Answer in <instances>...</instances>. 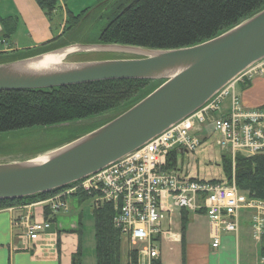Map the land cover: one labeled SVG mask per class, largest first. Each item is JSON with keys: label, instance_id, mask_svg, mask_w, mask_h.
Wrapping results in <instances>:
<instances>
[{"label": "trees", "instance_id": "trees-1", "mask_svg": "<svg viewBox=\"0 0 264 264\" xmlns=\"http://www.w3.org/2000/svg\"><path fill=\"white\" fill-rule=\"evenodd\" d=\"M61 1L65 4L66 0H35L49 19L60 10ZM95 1L93 7H86L76 14L65 9L61 32L53 39L26 50H0V63L35 56L74 43L120 44L152 49L191 46L225 32L264 8V0ZM89 19L95 20V25L92 30L86 31L85 25ZM100 20L106 22L98 27ZM0 26V39L11 44L10 37L16 29L15 18L0 17ZM162 82L115 79L43 89L0 91V133L73 123L114 112L107 120L59 144L63 145L126 111ZM168 159L169 166L173 167L174 154ZM221 165L224 178L209 181L229 183L233 172L239 190L264 200V152L252 156L237 155L233 169L228 155L223 153ZM54 191L22 199L0 200V209L41 200ZM76 198L79 201L87 199L83 193H78ZM181 211L182 223L185 225L187 212ZM45 212L48 214L47 209ZM113 215L114 209L110 205L92 209L96 264H122L125 236L113 225ZM126 241L129 242L127 237ZM259 253L264 257V227ZM125 264H136L134 249L127 251Z\"/></svg>", "mask_w": 264, "mask_h": 264}, {"label": "water", "instance_id": "water-1", "mask_svg": "<svg viewBox=\"0 0 264 264\" xmlns=\"http://www.w3.org/2000/svg\"><path fill=\"white\" fill-rule=\"evenodd\" d=\"M78 45L139 56L40 65L49 52ZM75 50L65 55L66 58ZM63 58V59H64ZM264 59V8L225 32L186 47L152 49L120 44H71L0 63V91L43 89L102 80H163L118 116L56 148L0 163V200L49 193L74 183L142 147L198 110L220 89ZM44 156V155H43Z\"/></svg>", "mask_w": 264, "mask_h": 264}, {"label": "built area", "instance_id": "built-area-1", "mask_svg": "<svg viewBox=\"0 0 264 264\" xmlns=\"http://www.w3.org/2000/svg\"><path fill=\"white\" fill-rule=\"evenodd\" d=\"M5 49L9 43L1 39ZM264 74V59L250 66L220 89L198 110L158 134L142 147L107 167L64 186L38 201L51 212L68 210V197L83 193L93 209L110 205L113 225L127 237L136 251L138 264H156L158 240L164 234L163 222L172 209L202 212L206 215L212 248L219 246L222 232L236 233L241 211L251 214L254 239L260 240L264 227V200L238 189L231 181L215 182L191 178L177 168L179 154L198 148L206 135L208 122L218 137L216 143L228 155L234 168L237 155L264 152V106L244 107L236 93V83ZM228 97V103L224 100ZM225 104V105H223ZM200 133L199 136L197 133ZM174 154V166L168 158ZM171 164V161H170ZM51 227L50 220L23 218L26 241L36 242Z\"/></svg>", "mask_w": 264, "mask_h": 264}, {"label": "crops", "instance_id": "crops-1", "mask_svg": "<svg viewBox=\"0 0 264 264\" xmlns=\"http://www.w3.org/2000/svg\"><path fill=\"white\" fill-rule=\"evenodd\" d=\"M60 5L59 14L55 12L49 19L35 0H0V17L10 16L16 20V29L10 37L12 49L34 48L58 36L65 18L64 11L69 9L66 2L61 1ZM0 47L4 50L1 44ZM246 81L235 84L239 85L236 93L242 105L247 108L264 106V74ZM38 201L0 209V264L86 263L83 255V209L79 208L72 214V206L68 203V210L54 213ZM76 202L80 206L82 201L77 199ZM89 209L92 218L91 201ZM186 212L185 225L181 209L176 208L163 222L164 234L157 241L159 257L156 264H264V257L259 253L260 240L254 239L252 234L249 211H241L236 233L220 234L217 248L211 246L206 215ZM26 216L51 222L50 229L34 243L26 241L23 236L22 221ZM93 242L96 264L94 236ZM137 261L136 254V264ZM126 262L127 256L122 264Z\"/></svg>", "mask_w": 264, "mask_h": 264}, {"label": "rangeland", "instance_id": "rangeland-1", "mask_svg": "<svg viewBox=\"0 0 264 264\" xmlns=\"http://www.w3.org/2000/svg\"><path fill=\"white\" fill-rule=\"evenodd\" d=\"M68 8L73 13H78L86 7H93L95 0H66ZM106 20H100L98 27L104 25ZM95 20L89 19L86 22L85 28L93 29ZM95 33V32H94ZM79 38V37H75ZM7 42V41H6ZM8 43V42H7ZM11 44H13L11 42ZM80 44V43H74ZM2 45V44H1ZM73 45V44H72ZM11 48L4 51L14 50ZM3 48V46H2ZM138 54L131 51L107 50L104 48L95 47L92 50L82 49L71 53L63 60L65 61H88V60H102L110 58H127L136 57ZM236 85V91L239 89ZM228 97L224 103H228ZM223 104V105H225ZM114 112H108L94 118L81 120L73 123H65L50 127H34L20 129L5 133H0V163L22 161L35 156H43L52 153L56 148L60 147L61 143L71 140L93 128L96 124L101 123L107 118L111 117ZM204 133L208 136L198 146L196 150L188 154H179L177 157V168L189 176H199L204 179H222L224 173L221 165V156L223 154L220 146L216 143L218 137L216 131L213 130V124L208 122ZM201 135L199 132L197 133ZM66 144V143H65ZM59 145V146H58ZM76 196H69L68 203L72 206V214L79 208L83 209L82 229H83V255L84 264H94V242H93V222L90 216L89 199L82 200L77 205ZM71 214V215H72ZM126 239V237H125ZM123 240L122 260L127 256V251L130 245L126 240Z\"/></svg>", "mask_w": 264, "mask_h": 264}, {"label": "bare ground", "instance_id": "bare-ground-1", "mask_svg": "<svg viewBox=\"0 0 264 264\" xmlns=\"http://www.w3.org/2000/svg\"><path fill=\"white\" fill-rule=\"evenodd\" d=\"M83 47H80L78 45H74V46H70V47H67L66 49H64L63 51H59V52H49V53H46L41 62H40V65H51V64H56V63H59L63 60V58L65 57V55L69 52H72V51H75V50H79ZM47 156V155H46ZM44 156H41V160H44L45 157Z\"/></svg>", "mask_w": 264, "mask_h": 264}]
</instances>
